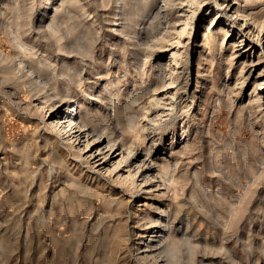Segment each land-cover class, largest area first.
Wrapping results in <instances>:
<instances>
[{"label":"rangeland","instance_id":"374dc122","mask_svg":"<svg viewBox=\"0 0 264 264\" xmlns=\"http://www.w3.org/2000/svg\"><path fill=\"white\" fill-rule=\"evenodd\" d=\"M4 1L0 0V15L5 13L3 16L7 14L11 17V10L3 7ZM62 1L51 0L48 9L46 8L47 0H35V2L26 0L25 2L24 11L27 10L26 12L33 16L30 15L33 19L31 31L25 35L26 37L24 36L27 39L24 41L28 43L27 49L32 46L30 50H26V54L30 52L33 55L36 54L35 58L32 55L33 58L43 68L47 67L45 69L49 75L45 74V81L40 82V85L39 82L34 84L35 91H32L30 85L22 83L18 87L12 84L0 86V264H264V107L260 108L255 102L256 96L253 93L254 89L259 92L264 87V77L258 80L246 79L245 82L243 78L241 82V68L237 61L233 67L226 60L219 64L220 55H214L215 57H210L202 69L208 70V76L197 84V60H199L200 52L194 47L196 41L198 46L204 43L203 33L207 32V29L198 30L199 38L194 34L189 42L190 64L181 69L184 71L181 82L185 85L182 83L184 90L180 91L182 99H178V107L173 112L175 116L167 122L168 124L160 125L163 126L162 128L152 127L155 123L152 121L155 115L152 114L150 105L160 109L165 107L162 104L153 106L155 102L151 96L152 93L147 95L149 89L146 88V91L136 89L141 86L139 82L141 78L137 72L139 68H136V65L142 59L136 61L133 57L135 51L144 48L143 44L149 37L150 39L152 37V44L157 46L156 49L170 48L171 39L172 43L176 42L177 35L174 28L180 20L177 11L183 0H156L153 3L154 10L147 14L137 9L135 0H129L130 3L127 0L126 7L119 0H78L73 4H69L68 0H64L66 3ZM202 1L206 5L213 6L214 4V0ZM28 2L33 6L32 8ZM130 4H134V8ZM28 6L31 10L27 9ZM159 7L163 8L161 14L158 13ZM261 7L260 4L256 5L255 12L260 11ZM56 8L58 9L56 26L61 27L57 28V32L59 31V35L63 37L60 40L63 49L59 46L57 48L53 42L54 38L38 26V23L42 22L43 15H53ZM214 13L208 14L201 10L195 31L201 27L208 28L210 18ZM116 15L119 16L116 17ZM66 16H69L68 19ZM149 20L152 21L153 26L147 32L145 23ZM131 28L136 37L131 32ZM1 33L0 31L1 53L17 58V51L6 40V35ZM237 37H234L232 41H226L225 50L222 52L226 58L230 57V44ZM251 38L257 39L256 33L252 34ZM184 40L186 41L184 43H187V37ZM85 48L92 50V56L81 52ZM34 51L36 53H33ZM162 53L166 54L162 61L167 63L166 61H169L168 51H162ZM32 56L30 54L27 57ZM157 58L156 56L152 61L156 62ZM65 64L78 66L81 69V77L84 78H82L81 86L75 84L65 74L68 76L67 80L64 72L60 74V71H64ZM263 67L264 63H260L253 70L259 73ZM227 69L230 70L228 76ZM249 69L250 67L246 71ZM148 70L152 77L159 73V69L156 68L151 70L148 67ZM52 73L56 75L55 78L51 76ZM49 78L52 80L54 78L53 81L50 80L52 85L49 84ZM119 79L125 84L123 87H115ZM209 79H215L216 82L221 79V84L224 81L226 87L230 80V89L225 87L219 93L217 88L212 87ZM146 80H148L147 85L152 86L149 78ZM237 84L238 86H235ZM53 85L57 87L54 88ZM196 85L201 87L199 92ZM48 86H50L49 89ZM108 86L112 87V90ZM56 88L65 93H69L72 89V93L82 95L81 99L83 98L82 100L86 102V106L93 110L104 112L108 107L110 109V115L107 117L109 121L100 120L106 122L104 128H107L111 136L118 138L117 140L121 138L120 141H122L125 137V141L129 140L135 145H143L145 144L143 143L144 130L155 128V134L152 135L158 142H155L154 151L158 152V156L162 159L163 157L169 159L172 154L171 161L173 160L172 171L170 170L172 173L169 172L172 176L169 175L168 185L166 182L169 188L166 196L155 193L156 197L138 201L128 195L132 193L125 191V187L121 188V184H112L113 179L109 178L107 185L104 184L106 182L104 180L99 183L102 185H99L97 179H87V174H91V171L86 174L85 165L79 168L77 161L73 163L72 158L69 162L72 168L70 173L58 169L55 175H52L50 165L43 163L47 155L35 146L32 148L33 165L31 168L36 173H32L25 180L21 175L24 165L21 164L18 156L14 155L12 146L14 144L21 146L32 138L36 141L38 137L41 139L49 133V130L45 129L47 128L44 123L45 113L37 114L36 112L39 103L36 94L40 91L39 96L52 98L56 93ZM47 90L49 95L46 93ZM52 90H55V93ZM89 90L93 93L92 96L87 95ZM137 91L141 93L140 100L138 99L131 105L132 107L127 105L125 102L127 96L128 98L132 94L136 96ZM123 93L122 103L119 106L128 110L126 114L120 115V122L124 121L121 124L114 119L113 103L110 97ZM91 97L92 99L89 100ZM84 107H80L81 115L84 114ZM62 115L60 114L59 117L61 118ZM130 118L132 121L128 120ZM132 126L134 128H130ZM138 135L141 137L138 138ZM149 140L145 144L147 147L148 144L153 143ZM163 148L168 152L163 151ZM5 163L7 166H4ZM6 168L10 169L9 172H12L10 173L12 175L7 173ZM16 169L19 177L16 173L14 175L13 170ZM83 170L84 173H82ZM75 178L81 182V185H84L82 189L84 194L70 186L72 179L75 180ZM104 186L109 192L104 189ZM89 188L95 193L91 194ZM162 190L166 191V189ZM114 196L116 198L123 196L129 200V204L125 205L122 210L116 209V203L108 207L110 204L105 203L107 197L110 199L115 198ZM7 198H11V201L6 200ZM147 202L148 204L152 202L153 207L145 206ZM8 203L15 204L12 206ZM103 204L106 205V209H103ZM155 205H161L162 210L169 208V212L172 213H170L172 215L170 217L171 228L162 232L164 239L158 241L160 245L157 244L154 247V254L145 258L137 255L136 249L143 247L141 236L146 234L151 217L153 216L152 219L160 218L159 210L155 208ZM111 208L113 212L110 211ZM102 211L106 212V215ZM147 215L149 218L143 219Z\"/></svg>","mask_w":264,"mask_h":264},{"label":"bare ground","instance_id":"6f19581e","mask_svg":"<svg viewBox=\"0 0 264 264\" xmlns=\"http://www.w3.org/2000/svg\"><path fill=\"white\" fill-rule=\"evenodd\" d=\"M33 1L35 2V0H33ZM47 1H48V3L46 5V8L48 9L51 5V2H50L51 0H47ZM76 1H78V0H68L67 2H69V4L70 3L73 4ZM119 1H120V3L125 4V7H126L127 0H119ZM135 1L137 3V9L139 11H142L145 14L154 10L153 3L156 2V0H135ZM25 2H26V0H5L3 3V7L5 9L11 10L10 14L12 13V16L8 17L7 14H6L7 16L6 15L3 16V14H5V13L0 15V22H2V24L0 25V31L6 35V40H8V42L11 44V46H13L14 49L17 51L16 55L18 54V57L17 58H11L12 56L11 57L5 56L1 53V49H0V86H3V85L9 86L10 84H12V85L18 87L22 83L24 85H30V87H32V91H35L36 87H33V85L36 84L37 82H39V85L41 83H43L45 81V78H44L45 74L46 75H49V74L47 73V71L45 69L47 67L43 68L38 63V61L36 59H34L36 54L33 55L32 52H30L31 56L33 55L34 58H33V56L30 58L27 57L30 54L27 55L26 50H30V48L32 46L29 47V49H27L28 43L24 41V39H25L24 36L27 35V33L29 31H31V27H32V23H33V19H32L33 16L31 14L27 13L26 12L27 10L24 11V8L26 7ZM29 2H28V4H29ZM62 2L66 3L64 0ZM128 2H129V0H128ZM203 2L204 1H202V0H186V1L183 0L181 5L178 4L180 7H179V10L177 12L179 14L180 20H178L179 22H177L175 24L176 26L174 25L175 26L174 30H175V33L177 36L175 37L172 35L177 40H176V42L173 41V43H172V39H171V42H170L171 44H169L170 48L167 49V47H166V48L156 49L157 46H155V44H152V40H151L152 37H151V39L149 37V39H146L144 44H143L144 48L138 49L137 51H135L133 49V51H135L133 60L137 61L138 59H142L141 62H139L136 65V68H139L138 69L139 71H137V72H139L138 75L141 78L140 80L138 79L139 82L141 83L140 84L141 86L137 87L136 89L137 90L138 89H140V90L145 89V91H146V88L149 89L148 90L149 93L147 95L152 93L151 96L154 99V100L153 99L152 100L155 102V105H153V106H157L156 104H160V105L162 104V106L165 107L162 109L155 108V107L153 108L151 106L152 101L150 102L151 105L149 108L151 109L152 114L155 115V118L152 119V121L155 122L153 124V126L151 125L152 127L159 126L160 128H162L163 126H160V125H162L163 123L168 124L167 122L168 121L170 122V119L174 118V116H175V114L173 112L178 107V99L179 98L182 99V96L180 95V91L184 90L183 89L184 86L182 85L183 82H181V80L183 79L182 77L184 75V74L182 75V72L184 73V71H181V69L184 68L185 66H187V64L188 65L190 64L191 56H190V44H189V42L192 40V37L194 34H196V36L198 37V34H200V33H198V30H202V29L206 30L207 29V32L203 33V42L204 43L202 42L203 44L201 43L202 45L198 46L197 45L198 42L196 41L195 47H194L195 50L199 49L198 51L200 52L199 58H198L199 60H197L198 61L197 84H199L201 82V80L205 79V77L208 76V70H205V71L202 70L205 63L209 60L210 57H212V56L215 57L217 55H220V59H218L220 61L219 64H221L222 61L226 60L227 62L231 63V67H233L234 63L237 61V64L241 68V75H242V76H240L241 82L243 81V78L245 79L244 80V82H245L246 79L258 80L260 77H264V67L261 69V71L259 73L255 72L253 70L258 64L264 63V0H214L213 6L210 4L206 5ZM30 3H32V2H30ZM76 4H78V2ZM258 4H260L262 6L261 10L260 11L256 10L258 12H255V10H254L255 6ZM29 5H30V8L33 7L31 4H29ZM130 5H132V7H133L134 4H130ZM118 6H119V4H118ZM161 6H163V5H161ZM129 7H131V6H129ZM28 8H29V6L27 7V9ZM158 9H159L158 13L161 14L163 12V8L159 7ZM33 10H34V8L32 9V11ZM201 10H204L208 14H210L212 12H215V13L210 18L211 20L209 19L210 22H209L208 28L200 26L201 28H199V29H197V31H195L196 25L198 23V19L200 18L199 14H200ZM57 12H58V9L56 8L53 15L48 14L47 16L46 15H43V17L41 16L42 22L38 23L39 24L38 26L40 29L45 30L51 38H54L53 42L55 43V45H57V48L59 46L60 49H63V46L60 43V40L63 37L59 35V33H58L59 31L57 32V28L59 26H56V24H57L56 21L58 20V16H57L58 13ZM68 13L70 14L69 11H68ZM61 14H63V13H61ZM156 14H157V12H156ZM30 15L32 17H30ZM65 15H67V14H65ZM119 15H116V17ZM69 16H71V15H69ZM69 16H66V18ZM63 17H65V16H63ZM160 17H161V15H160ZM70 19H72V17H70ZM152 21H153V18H152ZM152 21L149 20L148 22L145 23L146 24L145 25V31L148 32L149 28L151 26H153V25H151ZM59 28H61V27H59ZM32 30H33V28H32ZM142 31H144V30H142ZM70 32H72V31H70ZM131 32L135 36V32L133 31V29L131 30ZM150 32H151V30H150ZM144 33H146V32H144ZM152 33H149V34L152 35ZM255 33H256L257 39H254V38L252 39L251 35L255 34ZM161 35H162V33H161ZM146 36H147V34H146ZM236 36H238L237 39L235 38V41L231 42L230 47H229L231 50V55H230V57L226 58V56H224V54L222 55V52L225 50V47H226V41L227 40L232 41V40H234V37H236ZM185 37H187V40H188L187 43H184ZM132 39H134V38H132ZM25 40H27V39H25ZM133 41H135V40H133ZM59 44H61V45H59ZM218 44H220V45H218ZM131 45L134 46L135 44H131ZM160 45H161V42H160ZM75 46H77V45H75ZM164 47H165V45H164ZM83 49L81 51L82 53L85 52L88 55L92 53V50H89L90 48L89 49L85 48V50H83ZM162 51H164V52L168 51L167 54H169L168 55L169 61H166L167 63L164 62L165 64L163 63L162 59L164 58V56H166V54L162 53ZM23 53L26 55V57H25V55H23ZM33 53H36V52L34 51ZM91 56H92V54H91ZM156 56L158 57L156 62L152 61ZM185 57H187V58H185ZM152 62H154V63H152ZM160 62L163 64H161ZM64 63H67V62H64ZM213 63H214V61H213ZM152 64L154 67L152 66ZM148 67L151 70L154 68H156L157 70L159 69L158 70L159 73H157L156 75H154L152 77V74H150ZM248 67H250V69L248 71H246V69ZM63 69H64V71H60V74L62 72H64L63 73L64 75L67 74L75 82V84H78V86H81V84H83L84 78H83V76L81 77V74H82L80 71L81 69L78 66L75 67L73 65L72 66L66 65V66H64ZM189 69H190V67H189ZM205 69H206V67H205ZM245 71L247 73H245ZM229 72H230V70L227 69V76L229 75ZM153 74H155V73H153ZM67 75H65L66 79L68 78ZM106 75H108V74H106ZM239 75H240V73H239ZM51 76L55 78L56 75L54 76V74L52 73ZM58 76H60V75H58ZM54 78H53V80H54ZM134 78L137 79L136 76H134ZM148 78H149L150 84L152 83V86L147 85L146 82L148 80H146V79H148ZM222 78H224V77H222ZM50 80L53 81L52 79L49 78V81ZM56 80H57V77H56ZM186 80H188V79H186ZM209 80L211 81L210 83H211L212 87H214L215 89L217 88L218 92L219 91L221 92V90L226 87V83L224 81L221 84V81H222L221 79L219 80V82H216L215 79H209ZM49 81L47 80V83ZM51 81L49 84L52 85ZM135 81H137V80H135ZM68 82H70V81H68ZM117 82L118 83L115 84V87H123L125 85V84H123V81L120 79L117 80ZM229 82H230V80L228 81V85L226 87L227 89H230L231 84H229ZM244 82H243V84H244ZM109 83H110V81H109ZM112 83L114 85L113 81H112ZM144 83H146V85H143ZM68 84H67V86H68ZM84 84H85V82H84ZM238 84L235 86H238ZM44 85L47 86L46 84H44ZM113 85L111 84V86H113ZM67 86H66V89H67ZM49 87L50 86H48L47 88L49 89ZM55 87H57V86H54V88ZM58 87L61 88L60 85H58ZM196 87H197V91L199 92L201 87H199V85H196ZM70 88H72V87H70ZM206 88H207V86H206ZM133 89H134V87H133ZM47 92H49V91L47 90L46 93ZM52 92L55 93V90L54 91L52 90ZM182 92H184V91H182ZM54 93H52V94L54 95ZM71 93H72V89H70L69 93H65L61 90H58V88H56V93H55L54 97H52V98H43V97L39 96L38 94H41L40 91L38 94H36V96H38L37 101L39 102L38 106H37L38 110H36V112H37V114H39L40 112L45 113L46 119L44 120V123L46 124V127H47L45 129H48L49 133L42 136L41 139L38 137L36 139V141H35V138L27 140L23 145L21 144V146H19L18 144H14V145L12 144L14 155L18 156L21 164L24 165V168H23L24 170H22L23 172L21 170H19L22 172L21 175L24 177V179L29 178V176L32 173H36L35 170L34 169L32 170V168H31L32 167L31 165H33L32 148L35 146L37 149L41 150V152H44L47 155L46 158L44 157L45 162H43V163H47L48 165H50L52 175H55V172L58 169L61 171L63 170V171L69 172L72 169L69 165L70 159L72 158L73 163H74V161H77V164H79V168H81L82 166L85 165V168L87 170L86 174L88 173V171H91V174H87V179L88 178L97 179L98 180L97 184L101 183L104 180V181H106L104 183L105 185H107L109 183V180H108L109 178L113 179V181H111L112 184H116V183L121 184L120 185L121 188L125 187L126 188V190L124 189L125 191L132 193V194H128V195H131V197L137 199L138 201H142V199L147 200V199H150L152 197H156L155 193H158L157 195L164 194V196H166L167 190L169 192V188L167 187V185H168L167 181L169 179V175H171L170 173H172V172H170V170L172 169L171 166L173 167V163H172L173 160L171 161V159H172L171 153H173V152L171 150V153H170L171 158H169L170 159L169 160L166 157L168 159L167 160L164 157H163V159L160 158V156H158V152L154 151L153 148H154L155 142L156 143L158 142L157 139H155V137L152 135V134H155L154 133L155 128H148V129L146 128L144 130L145 134H144V138H143L144 139L143 143L146 144V141L148 139H150L153 142V143L150 142L152 144H148L149 145L148 147L145 146V144H143V145L138 144L139 146L135 145V143L134 144L130 143V141L128 140L130 143L129 144L128 141H125V139H124L125 137L122 138V141H120L121 138H120V140H117L118 138L116 139L113 136H111V134H109L110 132L107 130V128H104L106 122L104 123V122H101V120H100V119H103V120L107 119V117L110 115L109 114L110 109L108 107L106 109L104 108L106 110V111H104V112H106V114L104 112H102L101 110H100L101 112L99 110H93L91 107L86 106V102H84L82 100L83 98L81 99L82 95L80 96L77 93L76 94H73V93L71 94ZM135 93H137L136 96H133V94L129 98L127 96V99L125 100L127 105H130V106L133 105L140 98L141 93L140 92L138 93V91ZM253 93H255L254 95L256 96L255 102L258 103L260 108H263L264 107V87L262 89H260L259 92L256 89H254ZM92 94L93 93L89 90V93L87 95L92 96ZM123 95H124V93L119 94L118 96L115 95L112 98L110 97L111 102L113 103V105H112L113 110L112 111L114 113V119H116L118 122H120V115L126 114L127 110H128V109L126 110L124 108H120V106H119L120 103H122L121 98ZM106 96H108V95H106ZM108 98H109V96H108ZM90 99H92V97L89 98V100ZM185 99H188V98H185ZM150 100H151V98H150ZM181 103H183V102H181ZM106 105H108V104H106ZM83 106H85L84 107V114L81 115L80 114V107L82 108ZM122 106L127 107V106H125V104ZM145 106H146V104H145ZM162 106H160V107H162ZM166 107H168V108L166 109ZM154 113H156V114H154ZM34 114H36V113H34ZM60 114H63L61 118L59 117ZM152 114H150V115H152ZM131 118L128 120L132 121ZM173 120H175V119H173ZM107 121H109V120L107 119ZM122 123H124V121ZM133 126L135 127V125H133ZM133 126L130 128H134ZM126 131L128 132L129 130H126ZM137 131H140V130H137ZM128 135H129V133H128ZM128 135H125V136H128ZM136 136H137V134H136ZM139 136L140 135H138V138L141 137V136L140 137ZM132 140H134V139H132ZM60 144H61V146H60ZM163 151L168 152V150H166L164 148H163ZM177 155H174V156H177ZM5 161H7V160H5ZM5 164H4V166H7V164L6 165ZM20 167H21V165H20ZM3 169H5V168H3ZM9 170L10 169L6 168V171L8 174L12 173V172H9ZM13 171H14V175H15L16 171L18 172L17 169L13 170ZM82 173H84V170ZM10 175H12V174H10ZM67 175H66V177H68ZM16 176L19 177V175H17V173H16ZM170 179H171V177H170ZM75 180H76V178H75ZM75 180L72 179L70 186L77 188L78 190H80L82 192L84 185H81V182H78L77 180L76 181ZM21 182H22V180H21ZM166 182H167V185H166ZM65 183H68V182H65ZM21 185H22V183H21ZM67 185H69V184H67ZM99 185H102V184H99ZM22 186H24V184ZM16 189H17V187H16ZM104 189H105V186H104ZM162 189H166V191H164ZM106 191H108V190H106ZM84 192H87V190ZM93 192H94V190L93 191L91 190V194L95 193V192L94 193ZM110 193H112V192H110ZM91 194H88V195L92 196ZM97 196H99V195H97ZM101 197H103V196L101 195ZM105 197L103 198L104 200L106 199ZM119 197L120 198H116V197L113 198L112 197L113 200H112V198L109 197L111 199V201L107 197L108 200L106 199V201H105V203L107 202L106 205L110 204V206H108V207H111V206H113L111 204L116 203L115 204L117 207L116 209L122 210L125 205L129 204V200H127L123 196H119ZM121 197H123V198H121ZM10 199L7 198L6 200H10ZM75 199H77V198H75ZM102 201H101V203H102ZM108 201H110V202H108ZM165 201H166V198H165ZM9 204L12 205V203H8V205ZM14 204L15 203H13V205ZM149 204L147 202L145 204V206L153 207L152 202L150 205ZM106 205L103 204V206H104L103 209L105 208ZM155 206H156L155 208L157 210H159L160 218H157V219L153 218L152 219L153 216L151 217L150 222H149L150 226H148L146 234H144L142 236L140 235L142 238L141 244H143V247L136 249V251L138 252L137 255L138 254L140 256L142 255L141 257H145V258H147V257L149 258V257H151L152 254H154V252H155L154 247H156L157 244L160 245V243L158 241H160L162 238L164 239L162 232L165 231V229L170 230V228H171V224H170L171 218L170 217L172 216L171 215L172 213L169 212V208H168V210H164V209L162 210L161 205H155ZM139 207H140V205H139ZM112 208H114V207H112ZM112 208L110 210L111 212H113ZM134 209H133V211H134ZM166 209H167V207H166ZM170 209H172V207ZM103 213H105L104 215H106V212H103ZM104 215H103V217H104ZM143 215H145V214L143 213ZM152 215H153V213H152ZM149 216H150V213H149ZM149 216L148 215H147V217L144 216L143 219L149 218ZM8 217H10V216H8ZM44 219H43V221H44ZM50 219L53 222L52 218H50ZM116 219L118 220V218H116ZM105 220H106V218H105ZM48 225H49V223H48ZM48 225H47V227H48ZM109 226H111V225H109ZM114 230H113V232H115ZM108 235H110V234H108ZM59 237H60V235H59ZM57 238H58V236H57ZM162 242L163 241H161V243ZM170 253H171V251H170Z\"/></svg>","mask_w":264,"mask_h":264}]
</instances>
